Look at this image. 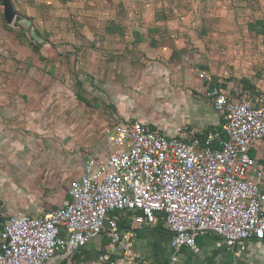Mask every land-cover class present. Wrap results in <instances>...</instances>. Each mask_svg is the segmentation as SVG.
Here are the masks:
<instances>
[{
    "label": "rangeland",
    "instance_id": "obj_1",
    "mask_svg": "<svg viewBox=\"0 0 264 264\" xmlns=\"http://www.w3.org/2000/svg\"><path fill=\"white\" fill-rule=\"evenodd\" d=\"M30 1L16 0L10 24L0 2V176L34 184L42 210L67 198L70 166L95 148L110 150L105 130L124 120L123 104L171 136L179 119L165 109L172 95L142 73L149 58L133 55L141 42L197 44L214 75L232 81L264 71V0H38L41 8ZM177 59L174 67H183V55ZM178 79L191 90L193 79ZM162 236L168 255L170 237ZM93 253L73 264H104Z\"/></svg>",
    "mask_w": 264,
    "mask_h": 264
},
{
    "label": "built area",
    "instance_id": "obj_2",
    "mask_svg": "<svg viewBox=\"0 0 264 264\" xmlns=\"http://www.w3.org/2000/svg\"><path fill=\"white\" fill-rule=\"evenodd\" d=\"M194 76L201 82L196 91H207L222 114L218 127L202 135L181 126L166 136L137 120L116 122L105 130L109 152L87 153L69 167L75 176L61 206L2 215L0 264H47L95 239L100 263L148 264L131 250V229L120 221H161L173 262L181 248L197 251L202 235L221 238L230 251L264 240V192L251 177V148L264 139V90L241 93L235 81L206 69Z\"/></svg>",
    "mask_w": 264,
    "mask_h": 264
},
{
    "label": "crops",
    "instance_id": "obj_3",
    "mask_svg": "<svg viewBox=\"0 0 264 264\" xmlns=\"http://www.w3.org/2000/svg\"><path fill=\"white\" fill-rule=\"evenodd\" d=\"M31 1H33V4H36V6H39L38 8L42 7V3L38 2V0ZM31 1L30 3H32ZM0 2L2 3V15L4 19L6 3L12 5L13 10L16 13L15 16L17 15V9L15 7L16 0H0ZM34 8L38 9L37 7ZM258 23H261L264 26L262 20H258ZM198 46L199 45L196 44V46L194 45L193 47L191 43L187 42L183 46L165 48L161 42L154 44V41L153 43L143 41L133 53V55H136L138 52V54L143 57L146 54V57L149 59H145V66L142 73H144L145 76L152 77L155 83H157V81H164L165 83L160 82L159 86L162 88L164 87L163 93H168L166 92L167 89L172 95L171 99L165 103V109L174 111L171 112V114H176L175 116H178L179 119L174 125L168 127L169 135L171 136L175 133L176 129L181 126H192L200 134L205 135L214 127H218L222 122V114L215 109L212 99L208 97L207 91H203L202 93L196 91V88L201 85V82L194 76L197 69H206L211 71L213 75L217 72L215 67H213V63L210 61L208 54L201 49H198ZM180 55H183L185 58V63L183 64V67H174V65L177 64V57ZM262 70L258 77H244L237 81H240L241 83L244 80L256 90H264ZM186 74L193 79V82L191 81L190 85L188 84L191 90H186L184 92L182 87L177 86V83L181 81L178 78ZM219 75H214L218 78L217 80L230 81L228 78L230 75ZM182 92H184V95L181 94ZM121 112L123 113L124 120H137L149 126V128L152 127L153 130L160 131L157 128V125L152 126L145 123L142 112H140L139 108L136 106L131 108L130 106L125 107L123 104ZM107 152L109 151H103L101 147H99L95 148L91 153L100 156L105 155ZM251 154L257 161L251 177L257 180L260 190L264 192V139L253 145L251 148ZM81 160L82 158L77 160L75 165L77 166ZM15 165L17 168L28 167L23 161L19 164L17 161ZM74 176L71 179H68V182H71ZM1 178L2 177L0 176V179ZM7 181L4 182L3 179L0 180V230L3 214L25 212L39 215L40 212L46 211L42 210L43 204H41V200L35 197L34 193L36 191L32 188L35 186L34 184L33 186H24L22 184L27 188H21V184ZM69 186L70 185H68V189ZM66 197L68 198V196ZM63 201L58 205L54 204V206L49 207L50 209L48 210L61 206ZM125 229H131L132 235H129L128 243L130 244L131 250L138 255L141 260L148 264H264V240L246 242V248L243 251H239L237 247L234 248L233 251H230L227 249L225 242L221 238L214 235H202L197 238V251H191L188 248H181L176 253L177 260L173 262L171 260L173 251L170 247V242L168 243V246L170 247V253H168V255L161 246L162 243L160 239L163 237V234H167L171 239L170 234L164 228L160 230L156 229V226L138 227L129 224L128 228ZM125 237H127V235H125ZM91 245H93L92 241L90 247H86L83 251H92L94 252V255H97V250L95 249L98 246V241L95 240V247H92ZM181 252L190 255V257L181 256L183 255ZM59 262H50L49 264H58Z\"/></svg>",
    "mask_w": 264,
    "mask_h": 264
},
{
    "label": "trees",
    "instance_id": "obj_4",
    "mask_svg": "<svg viewBox=\"0 0 264 264\" xmlns=\"http://www.w3.org/2000/svg\"><path fill=\"white\" fill-rule=\"evenodd\" d=\"M242 83V84H241ZM240 83V81H236V87L238 88L239 86H240V88H238V91L239 92H241V93H247V92H249V91H256V89L255 88H253L247 81H242ZM152 128V127H151ZM153 129V128H152ZM68 196V198H69V194L67 195ZM67 198V199H68ZM59 207V206H58ZM58 207H54L53 209H56V208H58ZM52 210V209H51ZM48 211V210H47ZM120 223V226L121 227H123V228H128V225H126V222L125 221H120L119 222ZM163 226H162V222L161 221H159L158 222V225L156 226V229H160V230H162L163 228H162ZM92 243H93V241H92ZM91 244V243H90ZM90 244H88L86 247H90ZM92 246V245H91ZM85 247V248H86ZM95 247V246H94ZM84 248V249H85ZM83 249V250H84ZM95 250H97V253H99V250H98V248L96 247V249ZM87 250H85V251H83V252H81V253H77V254H72V255H69V256H66V255H63V257H61L60 258V262L58 263V264H73L74 263V261H76V260H78V259H81L85 254H87ZM96 256V255H95ZM53 260V259H52ZM52 260L51 261H49L47 264H49L50 262H52ZM71 262V263H70Z\"/></svg>",
    "mask_w": 264,
    "mask_h": 264
},
{
    "label": "water",
    "instance_id": "obj_5",
    "mask_svg": "<svg viewBox=\"0 0 264 264\" xmlns=\"http://www.w3.org/2000/svg\"><path fill=\"white\" fill-rule=\"evenodd\" d=\"M4 14H5V19L7 23L10 24L13 21L15 14H16L11 4L6 3V9H5Z\"/></svg>",
    "mask_w": 264,
    "mask_h": 264
}]
</instances>
